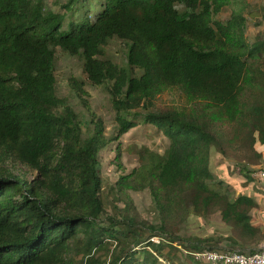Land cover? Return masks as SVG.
I'll use <instances>...</instances> for the list:
<instances>
[{
  "label": "trees",
  "instance_id": "obj_1",
  "mask_svg": "<svg viewBox=\"0 0 264 264\" xmlns=\"http://www.w3.org/2000/svg\"><path fill=\"white\" fill-rule=\"evenodd\" d=\"M58 7L0 0V264H100L104 249L109 264H175L181 248H217L226 239L245 249L261 236L252 220L256 198L235 194L212 166L214 154L228 149L244 160L263 156L255 146L264 147V31L247 34L248 17L259 10L249 0H65ZM113 37L128 48L129 70L103 55ZM58 48L83 62V77L70 76L69 84L86 113L57 94ZM87 84L106 88L110 134ZM170 88L185 105L159 106ZM140 125L165 136L168 147L141 148L140 165L110 187L126 209L103 219L101 153L117 142L121 166L119 140ZM11 161L36 174L13 173ZM246 168L240 172L254 180ZM145 189L159 221L148 226L131 214L128 193ZM218 211L236 237L184 238L172 229L191 214ZM178 264L209 263L189 256Z\"/></svg>",
  "mask_w": 264,
  "mask_h": 264
},
{
  "label": "rangeland",
  "instance_id": "obj_2",
  "mask_svg": "<svg viewBox=\"0 0 264 264\" xmlns=\"http://www.w3.org/2000/svg\"><path fill=\"white\" fill-rule=\"evenodd\" d=\"M45 1L48 7L50 6L51 8L57 9L59 8L58 3L65 0ZM249 2L251 8L259 10L257 17H248L247 34L249 37H254L259 31H264V0H249ZM230 11L231 8H225L221 16H227ZM102 50L105 57L112 59L121 67H124L128 70L130 69L126 58L128 48L120 39L116 37L108 39L107 44L102 46ZM82 64L83 62L78 56L63 51L60 48L57 49L55 62L57 94L60 97H64L66 100H68V103L73 106L75 110L86 113L80 103L79 98L71 90L69 84L70 76H77L79 78L83 77ZM86 88L90 93L89 97L92 107L103 118L107 127L106 131L108 134H110L115 128L114 110L111 107L105 86L87 84ZM156 102L161 107H179L185 105L186 98L178 88H170L162 91L158 95ZM119 141L121 146V166L114 161L116 156L115 147L117 142H113L107 148H105L100 156V169L105 186L103 193V219L107 215L111 216L126 209L124 203L125 200L122 199V196L120 197V193L117 194L116 191H111L110 187L116 182L121 174L129 173L135 167L140 165L141 148L147 147L149 149L163 153L168 147L169 143L168 139L161 133L155 132L153 128L144 125L132 128L130 131L124 134ZM255 148L257 152L262 153L263 156L261 158H258L252 154L250 155V159L244 160V158L241 156H238L235 153L233 154L230 149H228L226 154L216 152L212 158V166L217 175L223 177L226 181L235 184V194H238L239 192L250 195L264 193V175H261L264 173V147L256 145ZM240 165H245L247 167L246 169L251 170V174L256 176V178L250 181L246 180L245 175L240 172ZM6 167H8L13 173L20 176H25L28 179H32L36 174L35 171L28 169L26 166L12 161L6 163ZM128 193L132 199V205L130 208L131 214H134L137 220L141 223H144L146 226H148V224H157L159 222L158 212L149 189L142 191L129 190ZM261 200L264 201V197H262ZM172 229L174 230L175 234H178L184 238L193 235H213L221 238H226V235L229 233L233 234L235 237L238 235L237 230L233 229L230 225L226 224L222 220L219 211L213 212L207 216L191 214L184 223L173 224ZM244 243H246L244 246L246 250L259 249L264 246V244H253L249 240L248 242ZM219 246L220 247H217L216 249H223L226 246L231 249H241L239 245H233L226 239L220 243ZM111 248H113V244H111L110 249ZM97 253V259L100 264H109V262H111L107 249L101 250ZM181 254V258L174 259L175 264H178L181 259H189V255H186L183 251H181ZM139 257L142 258L143 253H140Z\"/></svg>",
  "mask_w": 264,
  "mask_h": 264
},
{
  "label": "built area",
  "instance_id": "obj_3",
  "mask_svg": "<svg viewBox=\"0 0 264 264\" xmlns=\"http://www.w3.org/2000/svg\"><path fill=\"white\" fill-rule=\"evenodd\" d=\"M261 175H264V173ZM151 239L155 242L160 241L158 236ZM181 250L194 260L209 264H264V246L254 250L225 248H202L200 250L181 248ZM161 260L163 261L162 258Z\"/></svg>",
  "mask_w": 264,
  "mask_h": 264
},
{
  "label": "crops",
  "instance_id": "obj_4",
  "mask_svg": "<svg viewBox=\"0 0 264 264\" xmlns=\"http://www.w3.org/2000/svg\"><path fill=\"white\" fill-rule=\"evenodd\" d=\"M256 198V200L259 203V208L255 209L253 211V222L255 225L262 228V235L260 236H254L252 238H249V241L253 244H264V201L261 200L262 197H264V193H260L258 195H252ZM262 239V240H261Z\"/></svg>",
  "mask_w": 264,
  "mask_h": 264
}]
</instances>
